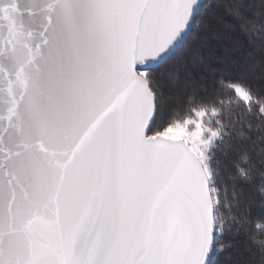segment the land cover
<instances>
[{
    "label": "snow or ice",
    "instance_id": "obj_1",
    "mask_svg": "<svg viewBox=\"0 0 264 264\" xmlns=\"http://www.w3.org/2000/svg\"><path fill=\"white\" fill-rule=\"evenodd\" d=\"M36 2L0 0V264H264V0Z\"/></svg>",
    "mask_w": 264,
    "mask_h": 264
},
{
    "label": "water",
    "instance_id": "obj_2",
    "mask_svg": "<svg viewBox=\"0 0 264 264\" xmlns=\"http://www.w3.org/2000/svg\"><path fill=\"white\" fill-rule=\"evenodd\" d=\"M17 3L19 6V9L23 13V19L26 25L30 24L28 9L32 8L33 10H35L36 8H38V3L36 2V0H17Z\"/></svg>",
    "mask_w": 264,
    "mask_h": 264
},
{
    "label": "trees",
    "instance_id": "obj_3",
    "mask_svg": "<svg viewBox=\"0 0 264 264\" xmlns=\"http://www.w3.org/2000/svg\"><path fill=\"white\" fill-rule=\"evenodd\" d=\"M256 215H260V212L257 210V212L255 213Z\"/></svg>",
    "mask_w": 264,
    "mask_h": 264
}]
</instances>
